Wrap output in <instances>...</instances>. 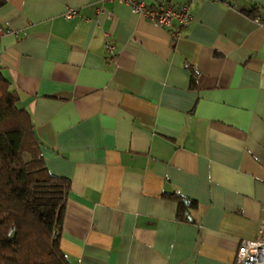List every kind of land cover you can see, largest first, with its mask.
<instances>
[{"label":"crops","instance_id":"1","mask_svg":"<svg viewBox=\"0 0 264 264\" xmlns=\"http://www.w3.org/2000/svg\"><path fill=\"white\" fill-rule=\"evenodd\" d=\"M189 9L173 40L117 1L0 4L18 33L0 35V71L70 181L72 264H234L264 237V0Z\"/></svg>","mask_w":264,"mask_h":264},{"label":"trees","instance_id":"2","mask_svg":"<svg viewBox=\"0 0 264 264\" xmlns=\"http://www.w3.org/2000/svg\"><path fill=\"white\" fill-rule=\"evenodd\" d=\"M33 127L0 71V264H72L59 246L70 181L48 171Z\"/></svg>","mask_w":264,"mask_h":264},{"label":"built area","instance_id":"3","mask_svg":"<svg viewBox=\"0 0 264 264\" xmlns=\"http://www.w3.org/2000/svg\"><path fill=\"white\" fill-rule=\"evenodd\" d=\"M126 4L133 13L142 15L149 22L165 28L169 31L173 40L179 35L182 28H186L192 15L189 5L193 0H187L185 3L174 6L166 2H161L157 6H148L142 0H109ZM217 2L218 0H209ZM75 8H66L63 13L65 19L72 18L76 14ZM10 33L17 35V31L9 28L0 27V35ZM105 49L113 51V44L107 39ZM264 230V223L260 225V232ZM234 264H264V237L255 240H245L237 248Z\"/></svg>","mask_w":264,"mask_h":264}]
</instances>
